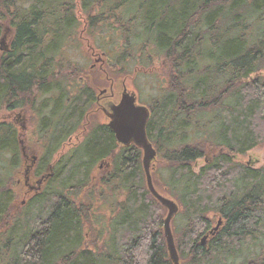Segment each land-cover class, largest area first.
I'll return each mask as SVG.
<instances>
[{
  "label": "trees",
  "instance_id": "16d2710c",
  "mask_svg": "<svg viewBox=\"0 0 264 264\" xmlns=\"http://www.w3.org/2000/svg\"><path fill=\"white\" fill-rule=\"evenodd\" d=\"M4 19L13 38L0 54V113L35 112L39 171L91 109L66 50L78 49L80 27L97 39L104 31L101 47L122 71L158 76L146 134L155 188L179 205L171 229L181 264H264V163L235 161L264 143V0H0V34ZM1 119L0 264H172L166 210L146 189L138 148L117 152L112 134L93 126L17 210L23 135ZM102 157L111 170L94 182ZM214 218L221 225L210 235Z\"/></svg>",
  "mask_w": 264,
  "mask_h": 264
},
{
  "label": "rangeland",
  "instance_id": "374dc122",
  "mask_svg": "<svg viewBox=\"0 0 264 264\" xmlns=\"http://www.w3.org/2000/svg\"><path fill=\"white\" fill-rule=\"evenodd\" d=\"M9 24L10 22L6 19H4L1 22V26H2L1 33L2 34H0V54L5 53L9 49L12 38H13L12 27ZM84 29L85 28L82 26L77 30L78 34L80 31V34L78 36V38L80 37V40H79L80 43L77 45L78 49L73 48L71 51L66 50V53H65V57L68 59L67 62L70 65L69 69L77 72L75 76L68 74L71 77V79H75V81L77 82L75 86L90 87L91 90L95 93L96 97H98L101 91L108 88L107 80L111 79L115 81V86L117 84L124 83L126 85L127 90L130 92H134L136 96L139 98V101L141 103L145 105L150 103V99L155 95L157 96V93H158V90L156 91V89L155 90L153 89L155 88L154 78H157L158 76L151 74L152 71L153 73H156V71H154V69H149L151 70V72L148 70L147 73L142 72V73H139V75H137V70L135 69V71L133 72L132 65H130L127 71H122V69L120 68V65L116 64L115 59L112 56L111 57L107 56L106 52L101 47V43L103 44L104 42H99V40L102 37H106L108 35L104 34L103 33L104 31H101L100 33L102 37L97 39L98 38L97 34H94V32L91 34H86ZM5 48L6 50H4ZM159 63L160 62L155 61L154 65L158 67ZM63 65H64V61H63ZM92 65L95 66L96 70H91ZM69 69H67V71H69ZM60 70L64 72L65 65L61 67ZM115 71H119L120 73L114 74L113 72ZM59 75L60 74H58L57 76ZM106 77H107V80H106ZM28 98L30 101H32L33 98L35 99L36 97L35 96L33 97V95L32 96L30 95ZM93 109L96 110L95 108H92L90 111H92ZM0 114H2L1 120L3 121L7 120L8 122H12L14 125H16L21 130L22 135H23V137L21 138V144H22L21 151H23V155L24 153L30 154L31 156L36 157L37 160L39 158H42L45 152V149L43 148V143L41 142L43 139L38 134L39 120L36 117L35 112L31 108L25 107V109L17 110L11 113L2 111ZM5 114H8V116H6ZM90 114L91 112L88 115ZM88 115L86 116V119L84 122L83 131L77 134V136L73 140V143H76L77 141H79V139L80 141H82L84 139L83 133L86 131V128H88L89 130L92 127V125L98 121L92 117H89ZM66 141L67 140H65L64 142ZM65 150H66V147L63 149V152H65ZM61 151H62V147L58 149L57 151H55V153L51 157V160L54 161L58 153ZM235 161L241 164L249 165L253 169H258L264 163V143L260 145L259 147L247 152L242 157H235ZM24 163L25 162H23L21 170H20V172H23V173H24V170L22 168L24 166ZM71 164L72 163L70 162L68 165H66V167L62 169L63 175H67L69 173V170L72 167ZM196 164L197 166L195 167V171H197L200 167H202L203 159L198 160ZM98 165L99 164L95 165V169L93 171L94 176H95L94 182H98L102 177H106V175L111 170V166H109L108 168L106 167L98 168ZM70 175L76 176V174L73 173V174H69L68 177H71ZM16 176L14 175L13 177L11 188L13 189L15 193V196L17 198L16 202L19 207L21 206L20 203L23 200L22 199L23 195L21 194V191H19L17 186L15 185V181L17 179ZM19 209H21V207ZM181 221H182L181 219H177L175 222H173V227L175 224L181 223ZM216 221H217V218H214L212 229L217 226ZM171 226H172V223H171ZM94 228L95 230L100 229L98 225L97 226L94 225ZM218 228H220V226ZM100 232L101 233L99 235L98 242L107 237L106 232H108V229L104 228L100 230ZM94 234L95 233H91V231H89L86 237V241L90 242L91 240H94V237H93ZM124 239H125V236H124ZM240 261L241 259H237L235 261V264H238Z\"/></svg>",
  "mask_w": 264,
  "mask_h": 264
},
{
  "label": "water",
  "instance_id": "95a60500",
  "mask_svg": "<svg viewBox=\"0 0 264 264\" xmlns=\"http://www.w3.org/2000/svg\"><path fill=\"white\" fill-rule=\"evenodd\" d=\"M6 50V48L4 49ZM109 130L114 134V138L120 147H129L134 145L142 153L141 164L145 177L146 189L150 195L166 210L163 220V236L169 260L172 264H181L178 251L175 245L174 236L171 229V222L179 212V205L172 199L162 195L154 186L152 178V168L156 162V151L149 142L146 134V126L150 118V112L147 107L139 105L135 94L123 93L120 102L117 105L111 104ZM52 175H47L50 178ZM42 181V180H41ZM221 224L218 221L217 226L209 234L217 231ZM207 236L201 240L204 245Z\"/></svg>",
  "mask_w": 264,
  "mask_h": 264
},
{
  "label": "flooded vegetation",
  "instance_id": "af4514ba",
  "mask_svg": "<svg viewBox=\"0 0 264 264\" xmlns=\"http://www.w3.org/2000/svg\"><path fill=\"white\" fill-rule=\"evenodd\" d=\"M91 70H96L94 65H92ZM106 80H107V77H106ZM107 82H108V88L101 91L102 93L100 92L98 97H96L95 93L91 90L90 87L84 86L86 89L90 90L91 93H93L92 100H91V109L95 108L96 110L93 109L94 111L93 110L90 111L91 112L90 115H88L90 112H87L84 115L83 123L80 125L79 128L75 129L76 132L67 139L64 145H62V151L58 153L56 159L52 163L48 164L45 168H42V171H39L38 168L40 167V161H39L40 158L37 160L36 157H33L27 153H24L23 155V151H22V162L21 163L23 164V162H25L22 168L24 170V173L23 172L15 173V176L16 175L18 176V177L16 176L17 179L15 181V185L17 186L18 190L21 191V194L23 195L22 197L23 200L20 203L21 206L19 207L18 205L16 206L17 210L25 204V200H27L28 197L43 192L47 183L49 182V179H51V178H46V176L49 174H52V175L54 174L55 165L58 159L60 158V156H62V154L69 152V151L72 152L75 148L77 149L78 147H83L85 143H87L86 142L87 140H84V139L82 141H80L79 139V141H77L76 143H73V140L77 136V134L79 132L80 133L82 132L83 127H84V122H85L87 115L89 117L94 118L95 120H98L95 124L92 125L91 129H93V126H96V128L98 127L99 129H103L104 131L111 133L113 136V139L115 140L114 134L108 128V124L110 122L109 116L111 114L110 112L111 110L109 106L111 104L117 105L120 102L123 93H129V94L131 93L135 94V93L128 91L124 83H120L115 86L114 80L110 79V80H107ZM135 97L137 99L138 104L145 105L139 101V98L136 96V94H135ZM47 104H49L51 108L53 107V101H51L50 103L47 101ZM145 106L148 108L147 105ZM101 116L103 119L101 118ZM87 130L88 128H86V131L83 133V136L87 133ZM115 143H116V146H118L116 140H115ZM65 147H66V150L65 152H63V149ZM121 148L122 147L116 148V151L118 152V150H120L121 152H123V154H127L128 150L124 148L121 149ZM130 148L131 146L128 147V149ZM22 164H21V167H22ZM98 164H99L98 168L99 167L108 168L110 166V158L102 157L99 159Z\"/></svg>",
  "mask_w": 264,
  "mask_h": 264
},
{
  "label": "bare ground",
  "instance_id": "6f19581e",
  "mask_svg": "<svg viewBox=\"0 0 264 264\" xmlns=\"http://www.w3.org/2000/svg\"><path fill=\"white\" fill-rule=\"evenodd\" d=\"M140 105V104H139ZM143 106H145V105H143ZM51 177V176H50ZM202 245V244H201Z\"/></svg>",
  "mask_w": 264,
  "mask_h": 264
}]
</instances>
